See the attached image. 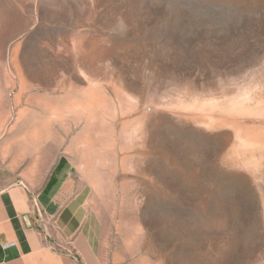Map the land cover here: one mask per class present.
Here are the masks:
<instances>
[{
  "label": "rangeland",
  "instance_id": "obj_1",
  "mask_svg": "<svg viewBox=\"0 0 264 264\" xmlns=\"http://www.w3.org/2000/svg\"><path fill=\"white\" fill-rule=\"evenodd\" d=\"M60 157L97 264H264V0H0V166Z\"/></svg>",
  "mask_w": 264,
  "mask_h": 264
},
{
  "label": "crops",
  "instance_id": "obj_2",
  "mask_svg": "<svg viewBox=\"0 0 264 264\" xmlns=\"http://www.w3.org/2000/svg\"><path fill=\"white\" fill-rule=\"evenodd\" d=\"M70 171L64 157L43 175L0 166V264H97L95 219Z\"/></svg>",
  "mask_w": 264,
  "mask_h": 264
},
{
  "label": "built area",
  "instance_id": "obj_3",
  "mask_svg": "<svg viewBox=\"0 0 264 264\" xmlns=\"http://www.w3.org/2000/svg\"><path fill=\"white\" fill-rule=\"evenodd\" d=\"M11 246H13L12 243H10V244H8V245H5V246H1V248H2L3 250H6V249H8V248L11 247Z\"/></svg>",
  "mask_w": 264,
  "mask_h": 264
}]
</instances>
